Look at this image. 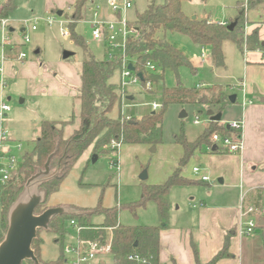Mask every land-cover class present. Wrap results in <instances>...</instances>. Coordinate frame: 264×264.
<instances>
[{
  "label": "trees",
  "instance_id": "trees-1",
  "mask_svg": "<svg viewBox=\"0 0 264 264\" xmlns=\"http://www.w3.org/2000/svg\"><path fill=\"white\" fill-rule=\"evenodd\" d=\"M190 0H155L147 8L137 13L135 20L130 24L137 29V34L127 42V55L132 62L133 69L142 74L141 85L145 81L154 80L159 83L164 80L167 70H171L177 77L175 86H163L161 110L153 111L141 117L118 118L111 116L117 103H121L118 87L109 82L115 70L120 68L121 61L108 58L99 59L89 48L84 37L75 31L79 21L83 20L87 0H74L73 12L68 18L69 37L82 48L83 60L81 67V87L75 100L79 104V111L67 120H42L40 136L35 139L31 151L22 155L19 173L14 178L0 184V243L8 229V214L13 204L27 191L28 180L45 170L49 160V173L43 174L31 183V189L43 194V201L37 207L40 214L51 207L49 196L58 191L85 150L93 146L96 153H108V145L115 139L122 144H149L156 146L163 140V119L165 109L169 104H201L208 109L217 107L218 112L231 102L229 84H212L207 86H186L179 76V68L188 66L196 74L197 68L186 55L175 47L166 37L168 32H175L189 36L199 47L208 46L211 49V62L215 68L225 67L223 44L232 41L243 51L264 49L259 40L257 30L239 37L244 33L247 22V9L241 8L236 18V25L232 30L230 24L210 21L207 18H195L186 14L182 8L184 2ZM250 5V3H248ZM16 8L15 0H6L1 5V18ZM147 62L155 65L151 71ZM158 85V84H157ZM79 120L78 127L70 136H65V127ZM1 128V122H0ZM213 132L221 135H231L233 131L218 121L210 120L206 129L194 140L189 141L183 129L175 136V141L183 147V156L173 173L164 183L148 184L142 182V195L138 201L126 205L104 208L98 205L95 208H75L62 215L52 218L48 231L56 235V241L61 243V255L56 260L45 261L41 257L43 240L40 231L33 241L32 247L38 257L39 264H65L64 249L65 223L72 224L77 229L79 239L105 240L104 229H111V250L113 264H162L161 262V231L168 225L170 210V192L174 186H185L204 183L199 179H192L182 174L183 167L191 160L198 149L203 146L212 148ZM208 185V184H207ZM261 195V191H260ZM153 201L161 224L158 225H125L119 222L120 210L128 207L135 215L137 208L145 207ZM102 213L104 221L101 224L93 223L92 217ZM232 233H226L222 249L207 263L215 264L220 259L233 257L230 252ZM197 254V250L195 248ZM130 256H134L130 258ZM137 256L138 258H135ZM172 264H176L171 259ZM22 264H37L32 260H25Z\"/></svg>",
  "mask_w": 264,
  "mask_h": 264
},
{
  "label": "rangeland",
  "instance_id": "rangeland-1",
  "mask_svg": "<svg viewBox=\"0 0 264 264\" xmlns=\"http://www.w3.org/2000/svg\"><path fill=\"white\" fill-rule=\"evenodd\" d=\"M5 1L0 0V12L1 5ZM155 1L157 3L163 2V0ZM249 1L253 0H192L184 2L182 8L191 17L197 15L201 19L206 15L215 20L229 21L228 24H231L236 21L241 8L248 9V7L252 6V3L248 5ZM255 1L257 3L251 7L248 15L250 19H256L260 16L264 17V0ZM133 2V7L127 12V17L130 20H135L137 13L143 12L151 0H133ZM73 3L74 0H15L16 8L6 18L9 21H7V29L13 44H8L6 50L9 51L12 46H15L14 50L17 53L20 50H24L27 54V59L35 60L38 58L36 50L40 49V58L44 59V61L50 60L54 62L60 58V60L68 62V66L63 69L67 68L71 71L72 82H70L69 86L76 89L78 87L76 80L81 78L83 52L82 48L74 43L69 35H63L64 31L69 32L68 18L73 12ZM95 4H100L102 17H111L106 16L104 12L105 9L108 12L105 0H87L84 18L78 22L75 31L84 37L97 58L105 59L107 58L106 46L93 39L88 23L89 20L93 19L92 9ZM60 10L62 14L58 15ZM48 17H52V23L47 22ZM36 19H39L37 29L33 30L32 25ZM10 27L14 30L10 31ZM1 28L0 26V42L2 40ZM22 28L26 29L30 39L29 42H24ZM246 36L245 24L244 33H240L239 37L245 38ZM166 37L170 43L186 55L192 64L199 62L198 56L201 52V47L197 46L189 36L168 32ZM205 49L208 57L211 56L210 47L205 46ZM65 52H70L72 55L64 59L63 55ZM223 52L225 62L229 63L233 60V55L238 52V49L234 42L225 41ZM2 62L3 53L0 45V64ZM50 65L56 66L61 70V67L57 64L51 63ZM201 65L196 74L188 66L179 68L180 80L184 85L189 86L197 82L212 85L222 81H226L224 84L231 85L230 82L232 80L227 77L224 78L223 74L226 75L224 69H220L221 73L219 74L221 75H217L216 70L209 65L208 59L201 62ZM227 66L230 68L229 65ZM121 73V68L116 69L109 80L110 83L118 87L121 96V103H117L111 112V116L114 118H118L121 114L123 118L129 116L130 118L141 117L149 114L156 111L152 108L153 102L159 103L161 107L157 111L161 110L163 105V86H173L177 83L175 73L167 70L164 80L159 83L154 82L153 78H151V80L145 81L144 85H141L138 81H132L124 87L121 85ZM57 79L58 81L60 80L59 77ZM193 86H198V84ZM52 89L55 90L53 87ZM21 99H23V95L18 94V92L8 93L2 99L3 102L11 107V112L9 111L10 113L2 118V122L3 124H8L6 129L14 138V140L11 138V140L3 144L4 150L2 153L8 148L11 156H15L17 159L16 167L11 170V178H14L19 173L22 155L32 150L35 139L40 135L39 124L11 120V114L17 108L20 106L28 107V102L25 104L21 103ZM75 109L77 115L79 111L77 102ZM209 110L206 105L201 104H169L165 109L163 119L162 143L156 145L155 151L151 150L153 146L149 144H123L120 151V172L111 166V151L108 153H96L93 151V146L88 147L64 179L60 189L49 196V204L51 206L65 205L75 208H95L101 204L102 207L109 208L138 201L142 195V182L148 184L164 183L178 166L183 156V147L175 141V136L180 134L181 129H183L188 140L194 141L209 124ZM211 110L218 113L217 107L211 108ZM183 113L185 116H182ZM221 113L222 119L226 121L235 118L239 111L230 102ZM198 117L200 123L196 124L195 120ZM78 125V119H76L75 123L67 125L65 127V136H70ZM17 144H21L20 149ZM202 148L207 147L203 146ZM198 152L199 149L183 167L182 174L192 179H197L193 173L194 166L206 167L204 163L198 160ZM143 172L148 174V178L144 181L140 178ZM210 176L211 181L208 186L199 183L188 186H174L171 189L168 219L170 226L190 227L197 235L198 213L201 205H223L225 201L228 202V199L232 198V194H229L223 188L224 185L219 183L218 178ZM30 190L36 191L31 189V187ZM135 213L136 215L128 207H124L120 210L119 222L125 225L161 224L156 204L153 201H149L145 207L137 208ZM92 221L93 223L101 224L104 221V215L102 213L95 214L92 217ZM65 231L64 249L70 242L75 244L78 240L77 229L73 227L70 220L65 223ZM104 232L105 240H111V229H104ZM40 237L43 240L42 259L45 261L58 259L62 249L61 243L56 241V235L43 229L40 231ZM243 239V241L239 239L232 240L233 247H236L235 256L226 260V262L240 264V257H244V264H264V237L262 236L261 228L250 237L244 236ZM241 249L242 254L240 253ZM100 259L105 260V264H113L110 253L101 255L99 259L94 260L91 264H100Z\"/></svg>",
  "mask_w": 264,
  "mask_h": 264
},
{
  "label": "crops",
  "instance_id": "crops-1",
  "mask_svg": "<svg viewBox=\"0 0 264 264\" xmlns=\"http://www.w3.org/2000/svg\"><path fill=\"white\" fill-rule=\"evenodd\" d=\"M249 3H252V6L248 7L246 11L247 34L257 30L259 40L264 44V17L260 16L256 19H250L248 17L250 9L257 2L253 0L249 1ZM59 12L58 15H61ZM104 12L106 16H111L109 10L107 12L105 9ZM196 18L199 17L196 15ZM203 18L223 24H228L229 22L215 20L206 15ZM9 29L10 31L14 30L11 27ZM24 29H21L22 32H24ZM14 48L15 46L10 48L7 58L1 64L0 102L6 94L18 92V94L23 95L21 103L25 104L28 102V107L20 106L17 108L11 114V120L33 122L39 124L40 127L41 121L44 119H69L76 110L77 101L75 97L82 84L81 78L76 80L78 84L76 90L69 86L70 82H72L71 71L67 68L63 69L68 66V62H64L60 58L54 62L50 60L44 61V59L40 58V49L36 50L37 59L29 60L26 58L18 60V54L24 50H20L17 53ZM237 49L238 52L234 53L233 60L229 63L225 62V67L215 68L211 62V56L207 57V59L209 65L216 70V74L218 73L217 75H221L219 74L221 73L220 69H224L226 71V75L223 74L224 78L227 77L232 80L228 92L231 95H235V101L231 103L238 108L239 113L231 120H242L244 122L242 129L243 149L239 154L230 153L214 143L212 148L199 149L200 153L198 152L197 154L198 160L206 166L204 169L213 178H218L219 183L224 185L223 188L229 194H232V198L228 199V202L225 201L223 205H201L198 213L197 235L190 227H173L168 224L161 231L162 264H172L171 259H174L176 264H207L222 249L226 233L229 231L233 234L229 250L234 257L236 247H233L232 240H244V236L238 233L241 197L247 195L250 202H259L263 197L264 102L261 101V98L264 97V49L248 50L244 48L243 51L238 47ZM51 63L59 65L61 70L56 66L50 65ZM193 65L197 68V71L202 66L200 60L198 63H193ZM57 77H59V81ZM224 82L226 81L216 84H224ZM196 84L200 86L209 85L197 82L189 86ZM231 120H226V122ZM221 121L224 120L222 119ZM4 124L6 127L8 126L7 123ZM10 137L14 140L11 133ZM214 147L215 149H213ZM184 176L188 177L187 175ZM207 184L209 185V182L203 183V185ZM261 222L259 228H261V233L264 237V220ZM240 253L242 254V249ZM230 258L220 259L215 264H231L226 262ZM243 262L244 257H240V264H244ZM99 263L105 264V260L100 259Z\"/></svg>",
  "mask_w": 264,
  "mask_h": 264
},
{
  "label": "built area",
  "instance_id": "built-area-1",
  "mask_svg": "<svg viewBox=\"0 0 264 264\" xmlns=\"http://www.w3.org/2000/svg\"><path fill=\"white\" fill-rule=\"evenodd\" d=\"M106 6L111 13L110 18L102 17V8L100 4H95L92 9L93 19L89 20L88 23L91 28L92 37L94 40L105 44L106 46V56L111 60L121 61V78L124 87L133 82H140L142 78L139 76L140 73L136 72L132 67V62L127 55V42L129 38L137 34V29L130 24V19L127 17V12L133 7V0H105ZM36 19L32 25V29H37ZM7 19H0V26L2 27V40L0 45L2 47L3 60L7 58L8 51L6 46L8 44H13L9 32ZM52 17H48L47 22L52 23ZM63 35H69L68 31H64ZM29 35L24 29V42H29ZM27 54L25 51H21L17 59H26ZM207 53L205 46L201 47V52L198 59L201 62L207 60ZM147 67L149 70L154 71L155 65L151 62H147ZM0 74H2V66L0 64ZM200 86V85H198ZM161 105L157 102L152 103V108L157 110ZM11 111V107L5 103L0 104V184L7 182L11 178V170H13L17 165V159L15 156H11L10 150L6 148L4 153H2L3 144L11 140L10 133L6 129V125L3 124L2 118ZM130 119V116L127 117ZM210 122V119H208ZM195 123H200V119L195 120ZM220 125L227 126L233 131L231 135H221L219 132H213L211 135L212 143L217 144L222 149L230 153H241L243 149L242 141V129L244 122L242 120H231V121H221ZM122 143L113 139L108 148L112 152L111 156V166L118 172L121 170V157L120 151ZM20 149L21 144H17ZM193 173L202 182H210V174L201 166H194ZM264 189V188H263ZM239 226L238 233L241 236H250L256 232V230L261 226V221L264 220V193L263 197L259 202L248 201L247 195L241 197V203L239 208ZM72 224L74 221L71 222ZM111 250V240L103 241L102 239L93 240H83L79 239L75 244L69 243L65 249L66 262L65 264H91L94 260L99 259L101 255L110 253ZM134 256H130L133 258ZM135 258H138L135 256Z\"/></svg>",
  "mask_w": 264,
  "mask_h": 264
},
{
  "label": "water",
  "instance_id": "water-1",
  "mask_svg": "<svg viewBox=\"0 0 264 264\" xmlns=\"http://www.w3.org/2000/svg\"><path fill=\"white\" fill-rule=\"evenodd\" d=\"M59 14H62L60 11ZM193 19L196 16L192 17ZM236 22L231 23L228 28L232 30ZM70 52L64 53V58L70 57ZM142 78V74H139ZM231 102L235 101V95L230 96ZM264 102V97L261 98ZM210 120L220 122L222 113H214L209 110ZM182 116H185L183 113ZM215 149V147L213 148ZM152 151L156 150L153 146ZM49 173V160L46 163L45 170L32 176L27 184V193L23 194L11 207L8 214V229L5 237L0 243V264H22L25 260H32L39 264L38 257L32 247L33 241L38 235V230H48L51 220L56 215H62L70 210L69 206H51L40 214L36 213L37 207L43 201V194L37 191H31L30 186L33 180L43 174ZM141 180L148 178L147 172L140 176ZM263 223V222H261Z\"/></svg>",
  "mask_w": 264,
  "mask_h": 264
}]
</instances>
